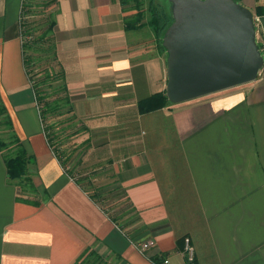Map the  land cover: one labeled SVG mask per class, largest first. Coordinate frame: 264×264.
Returning <instances> with one entry per match:
<instances>
[{
    "label": "crops",
    "instance_id": "crops-1",
    "mask_svg": "<svg viewBox=\"0 0 264 264\" xmlns=\"http://www.w3.org/2000/svg\"><path fill=\"white\" fill-rule=\"evenodd\" d=\"M22 2L0 0V103L11 122L0 136L15 135L29 160L27 183L13 180L0 147V264H186L185 237L197 264H264V67L252 82L143 112L168 79L147 3L54 0V65L83 128L69 143H89L74 151L83 169L73 177L26 71ZM138 10L145 23L132 26Z\"/></svg>",
    "mask_w": 264,
    "mask_h": 264
},
{
    "label": "water",
    "instance_id": "water-1",
    "mask_svg": "<svg viewBox=\"0 0 264 264\" xmlns=\"http://www.w3.org/2000/svg\"><path fill=\"white\" fill-rule=\"evenodd\" d=\"M166 96L177 104L252 82L264 67L254 11L235 0H170Z\"/></svg>",
    "mask_w": 264,
    "mask_h": 264
},
{
    "label": "trees",
    "instance_id": "trees-1",
    "mask_svg": "<svg viewBox=\"0 0 264 264\" xmlns=\"http://www.w3.org/2000/svg\"><path fill=\"white\" fill-rule=\"evenodd\" d=\"M123 1L126 2L128 0ZM133 1L138 8H141L146 4V0ZM235 1L242 2V0ZM53 3L54 0H40L39 2H36L35 0H23L20 16V29L24 49V63L35 92V98L41 119L45 124L47 140L53 151L60 157L59 148H61L66 141H74V137L79 138L82 134L83 128L76 126V116L73 112L71 98L67 94L64 75L62 71L59 70V67L54 65L56 56L53 53V46L49 42V34L52 32L55 25V21L51 18L52 11L49 9ZM147 6L152 14L149 23L155 26L160 37V43L163 47L162 37L166 29L173 22V17L170 12H167L164 9L160 0H147ZM254 13L259 16L263 15L264 6H256ZM137 14L138 20L134 21L132 26H136L137 23L139 25L145 23L143 22L145 17L144 10H138ZM38 32H40V34H37ZM30 51H32V54H30ZM34 52L39 53V55H36L37 58L33 56ZM38 64H41V66L44 65V68H41L40 72L35 74L34 70ZM54 96L56 97L54 98ZM168 102L169 100L166 96V92L164 94L157 93L149 99L141 102V111L144 112L149 109L161 108ZM4 109L5 107L0 103V116H3L5 118L4 122L11 126L10 118L6 116ZM52 114L64 117L63 119L60 118L59 120H56L58 126L55 128L53 127V122L55 120L51 122V124L47 123V119ZM88 144L87 141H83L71 150H65V152L64 150L62 151L64 152L63 155H65L64 160L60 157L63 162V167L65 168V171L73 175V177L76 176L75 168L80 165V161L82 162V157L80 156L81 159L78 162L79 164L76 163L72 167L68 166V162L74 157V151H78V153L82 154L83 148ZM0 147L2 149L6 148L7 150H5L9 154L5 155L9 177L13 180L18 179L20 183L26 184L27 180L24 176L27 172L29 160L23 152L24 150L22 149L20 140L13 135L8 141L0 140ZM10 152L13 153L10 154ZM78 182L80 183V181ZM80 184L82 185V182ZM90 255L97 258L95 253L91 252ZM81 264L85 263L82 262Z\"/></svg>",
    "mask_w": 264,
    "mask_h": 264
},
{
    "label": "rangeland",
    "instance_id": "rangeland-1",
    "mask_svg": "<svg viewBox=\"0 0 264 264\" xmlns=\"http://www.w3.org/2000/svg\"><path fill=\"white\" fill-rule=\"evenodd\" d=\"M161 1V3H162V5L164 6V9L167 11V12H169L170 10H171V4H170V0H160ZM248 1L249 0H242V4L243 5H246V3H248ZM252 1V0H251ZM146 3H147V0H146ZM253 3H255V8L254 9H256V6H258V5H263L264 6V0L263 1H261V0H253ZM261 3V4H260ZM254 11V10H253ZM256 17H257V36H258V40L260 41V42H263V39H264V33H263V31H262V29H261V27L262 28H264L263 27V25H262V22H261V18H260V16L259 15H255ZM30 54H32V51H30ZM34 55L33 56H35V58H37L36 57V55H39V53L38 52H34L33 53ZM41 68H44V65L43 66H41V64H38V66H36V69L34 70V73L36 74V73H38V72H40V69ZM37 78V77H36ZM56 96H54V98H55ZM63 119L64 117H60V116H58V115H54V114H52L48 119H47V123L48 124H51V122H53L54 120V122H53V127L55 128V127H57L58 125L56 124V120H59V119ZM4 120H5V118L3 117V116H0V124L1 123H4ZM75 139H74V141H72V142H76V140H77V138L78 137H74ZM0 139L1 140H4L1 136H0ZM6 139V138H5ZM60 140H61V138H60ZM63 140V139H62ZM71 140V139H70ZM81 140H82V138H81ZM8 141V140H7ZM63 145L64 146H62L61 148H59V146H58V148H59V151H60V153H59V155H60V157H61V159H63L64 160V156L65 155H63L64 153L62 152V150H63V148L65 149V150H71V149H73L75 146H77V144H75V143H69V141H66V143H63ZM4 149V148H3ZM4 153H5V155H9L7 152H6V150L4 149ZM10 154H12L11 152H10ZM73 155H74V158L76 157V159H72L71 161H69L68 162V166L69 167H72L74 164H76L75 162H78L77 160V156H78V154H75V153H73ZM82 161H83V159H82ZM80 166H82L83 167V164H81L80 163ZM82 167H76L75 169H78V170H76V172H79V173H81L82 172ZM79 173H78V176H79V178H82L80 175H79Z\"/></svg>",
    "mask_w": 264,
    "mask_h": 264
},
{
    "label": "built area",
    "instance_id": "built-area-1",
    "mask_svg": "<svg viewBox=\"0 0 264 264\" xmlns=\"http://www.w3.org/2000/svg\"><path fill=\"white\" fill-rule=\"evenodd\" d=\"M255 18L257 19V17ZM256 25H257V20H256ZM153 244H154L153 240L142 241L137 244V248L141 253H145ZM183 254L186 258V264H197L195 247L192 244L191 238L189 237L184 238ZM168 263H169V259L165 258L161 264H168Z\"/></svg>",
    "mask_w": 264,
    "mask_h": 264
}]
</instances>
